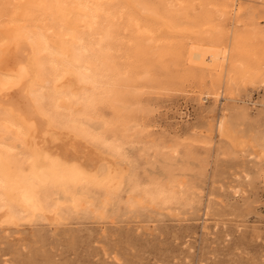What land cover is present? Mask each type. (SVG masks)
<instances>
[{"label": "bare ground", "instance_id": "1", "mask_svg": "<svg viewBox=\"0 0 264 264\" xmlns=\"http://www.w3.org/2000/svg\"><path fill=\"white\" fill-rule=\"evenodd\" d=\"M238 1L0 0V228L176 205L174 185L138 176L130 151L140 145L147 154L153 145L130 135L140 127L131 116L142 109L128 99L158 78L154 70L167 61L177 70L180 61L208 72L214 98L225 87L236 101L237 80L250 71L232 54L248 50L234 32L221 40V22L231 13L240 22ZM198 37L207 40L203 50ZM221 114L217 134L236 144Z\"/></svg>", "mask_w": 264, "mask_h": 264}, {"label": "rangeland", "instance_id": "2", "mask_svg": "<svg viewBox=\"0 0 264 264\" xmlns=\"http://www.w3.org/2000/svg\"><path fill=\"white\" fill-rule=\"evenodd\" d=\"M261 1L239 0L234 4L244 14L240 22L234 24L233 13L221 22L225 23L221 40L228 43L234 32L237 44L248 50L232 54L233 61L242 62L250 71L249 79L237 80L236 101L227 99L230 95L225 87L219 89L224 96L214 98L208 72L207 76L198 69L185 70L180 61L173 63L182 66L177 70L167 61V67H162L169 72L165 76L162 69L160 73L159 68L154 70L158 75L154 78H158L136 85L133 89L141 94L128 99L132 104L140 103L134 107L142 109L131 116L140 127L130 135L139 133L133 140L153 145L147 154L139 150L140 145L130 151L138 176L143 182L153 178L169 187L174 185L181 203L175 200L178 204L171 208L170 203L134 213L121 207L105 220L89 214L91 217L57 223L40 221L0 228V264H264ZM241 37L248 40L239 42ZM193 40L203 50L206 38ZM233 47L235 50V43ZM168 64L172 66L168 68ZM102 109L107 118H112L109 108ZM223 112L236 144L217 134L215 124ZM172 148L177 151L172 152Z\"/></svg>", "mask_w": 264, "mask_h": 264}]
</instances>
